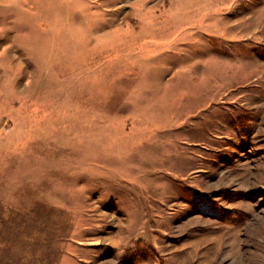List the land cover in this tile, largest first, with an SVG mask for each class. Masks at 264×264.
Returning <instances> with one entry per match:
<instances>
[{
  "label": "rangeland",
  "instance_id": "374dc122",
  "mask_svg": "<svg viewBox=\"0 0 264 264\" xmlns=\"http://www.w3.org/2000/svg\"><path fill=\"white\" fill-rule=\"evenodd\" d=\"M0 264H264V0H0Z\"/></svg>",
  "mask_w": 264,
  "mask_h": 264
}]
</instances>
